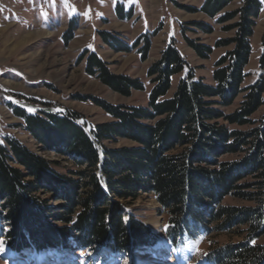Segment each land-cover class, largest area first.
<instances>
[{
    "label": "trees",
    "instance_id": "obj_1",
    "mask_svg": "<svg viewBox=\"0 0 264 264\" xmlns=\"http://www.w3.org/2000/svg\"><path fill=\"white\" fill-rule=\"evenodd\" d=\"M233 1L205 0L190 12L214 19ZM262 12L259 0H244L237 11L224 13L217 24L236 20L225 29L235 34L214 47L185 36L201 60L232 47L215 63L212 85L196 78L181 52L169 44L148 71L152 89L147 107L93 100L112 122L95 126L91 137L65 115H47L46 121L16 110L46 152L71 157L77 170L71 177L62 175L21 143L9 138L0 143V225L5 226H0V236L7 249L41 255L81 248L118 257L164 240L172 250H183L215 232L243 241L210 251L206 264H264V245L259 244L264 237V114L255 118L264 106V76L243 87ZM189 26L195 28L187 27L192 32L213 33L203 23ZM102 38L125 53L142 40L144 59L150 50L148 36L132 48L116 38ZM84 59L86 74L113 92L130 97L132 91L144 90L142 82L113 74L96 53L85 52ZM181 74L168 97L174 77ZM239 97L238 108L225 113ZM105 141L131 145L108 149ZM229 156L236 158L222 160ZM142 196L154 199L168 217L163 241L137 218L125 221L122 203L133 204ZM227 198L247 205L224 206ZM51 200L59 202L57 208L49 207Z\"/></svg>",
    "mask_w": 264,
    "mask_h": 264
},
{
    "label": "rangeland",
    "instance_id": "obj_2",
    "mask_svg": "<svg viewBox=\"0 0 264 264\" xmlns=\"http://www.w3.org/2000/svg\"><path fill=\"white\" fill-rule=\"evenodd\" d=\"M259 1L263 12L251 39L252 54L245 70L248 76L243 87L254 84L260 76H264V67H260V57L264 53V0ZM204 2L136 0L128 6V0H67V4L64 0H55L53 6L52 0H0V143L5 138L13 139L52 163L58 173L71 177L69 173L77 170L72 158L46 152L26 131L24 121L15 114L16 110L46 121L47 115H65L87 135H91L95 126L112 122L93 100L114 106L147 107L152 89L148 71L172 43L194 70L196 78L212 85L215 63L232 47L216 49L208 60H201L188 47L185 36L199 45L210 47H214L218 41L231 39L235 32L225 29L236 20L226 24H217L216 20L224 13L240 9L244 0H234L214 19L201 12H190L200 9ZM72 10L76 14L70 16ZM89 10L90 19L85 16ZM42 11L48 13L47 20L41 15ZM192 23L209 25L213 33L206 35L200 30H187ZM104 35L110 40L116 38L130 48L143 36H148L151 44L147 58H142V40L138 48L134 46L125 53L116 51L105 42L102 38ZM85 52L96 53L113 74L142 82L144 90L132 91L130 97H123L96 78L89 77L85 72L86 59L81 61ZM182 76L174 77L168 97L173 95ZM240 101L241 97L234 106L225 109V113L235 111ZM25 105L36 111H27ZM263 114L264 106L255 118ZM103 145L108 149H120L129 147L131 143L105 141ZM235 158L229 156L222 160ZM58 203L51 200L48 205L53 209L57 208ZM223 205L244 207L247 204L227 198ZM122 206L125 208L126 223L128 217H135L161 241L164 240L168 217L162 214L154 199L142 196L133 204L122 203ZM0 241H3L0 245V264H206L205 257L210 251L227 244L241 243L243 239L212 232L208 236H201L195 244L187 246L185 242L184 246L187 247L183 250H172L164 240L160 246L154 244L150 249L143 248L118 257L103 256L99 251L81 248L59 252L46 250L41 255L32 250L13 254L4 245L1 236ZM259 244L264 245V237Z\"/></svg>",
    "mask_w": 264,
    "mask_h": 264
},
{
    "label": "snow or ice",
    "instance_id": "obj_3",
    "mask_svg": "<svg viewBox=\"0 0 264 264\" xmlns=\"http://www.w3.org/2000/svg\"><path fill=\"white\" fill-rule=\"evenodd\" d=\"M64 2H65V4H67V0H64ZM134 2H136V0H128V6H131ZM52 5L55 6V0H52ZM74 14H76L75 10H72L69 13L70 16L74 15ZM41 15L44 17L45 20L48 19V13L47 12L42 11ZM85 16L89 19L91 18L90 10H89V12L85 13ZM13 102L17 103V104L19 103L18 101H15V100H13ZM24 107H26V110L29 112L34 113L36 111V109L27 107L26 105ZM2 244H3V241H0V245H2Z\"/></svg>",
    "mask_w": 264,
    "mask_h": 264
},
{
    "label": "water",
    "instance_id": "obj_4",
    "mask_svg": "<svg viewBox=\"0 0 264 264\" xmlns=\"http://www.w3.org/2000/svg\"><path fill=\"white\" fill-rule=\"evenodd\" d=\"M89 136L91 137V135L89 134Z\"/></svg>",
    "mask_w": 264,
    "mask_h": 264
},
{
    "label": "bare ground",
    "instance_id": "obj_5",
    "mask_svg": "<svg viewBox=\"0 0 264 264\" xmlns=\"http://www.w3.org/2000/svg\"><path fill=\"white\" fill-rule=\"evenodd\" d=\"M26 39V38H25Z\"/></svg>",
    "mask_w": 264,
    "mask_h": 264
}]
</instances>
